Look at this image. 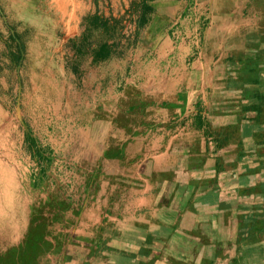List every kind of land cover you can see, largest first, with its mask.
<instances>
[{
  "label": "rangeland",
  "instance_id": "374dc122",
  "mask_svg": "<svg viewBox=\"0 0 264 264\" xmlns=\"http://www.w3.org/2000/svg\"><path fill=\"white\" fill-rule=\"evenodd\" d=\"M59 1L62 0H0V264H68L69 257L64 259V254L62 255L63 248L66 247L65 239L77 227L85 208L97 203L102 192L101 186L105 182V195L100 199L106 198L107 206H101L98 214L103 223H97L93 228L95 237L89 240L92 247L82 264H91L92 260L107 255L104 247L106 227L110 231L114 227L107 217L117 216L113 207L125 201L129 186L122 179L117 182L104 179L105 173L101 165L103 160L113 162L104 156L106 153L122 147L123 159L118 163L120 166L117 169L121 166L128 171L139 168L145 162L148 153L146 146L153 135L163 137L165 143L171 135L186 137L187 128L193 132V136H188V139L193 142L192 147L198 150L196 153L200 156L210 154L205 153L202 148L205 135L196 129L195 118H192L191 113L188 119L181 118L178 108L166 110L154 101L141 100V96L153 97V85L161 73L157 66L159 55L139 56L137 52L133 55L130 51L141 48L143 52L153 53L154 50L156 53L164 42L160 30L155 29L157 27L139 28L133 23L125 24L126 37L122 40L120 53L114 56L115 62L91 67L87 60L81 65L83 73L77 75L68 62L73 52L66 42L68 35L65 28L68 25L75 26V33H82L83 20L98 11L105 16L107 6H95L94 0H91V4L90 0H84L85 6L73 17L74 7H66L59 4ZM99 2L102 4L104 0H95V3ZM119 10L121 12L120 8ZM13 32L19 36L24 46L22 60L17 66L12 64L8 49L9 45L15 51L10 41ZM234 41L237 43L235 47H242L239 48L241 54L232 56L230 51H224L222 60H219L221 63L213 61L207 72L213 76V92L217 96L210 101L205 99L206 105L204 101L199 104L200 110L204 111L206 129L211 140L220 134H231L232 143L241 137L239 130L244 125V122L242 126L237 123L242 113L240 100H247L249 94L256 90L264 94V40L241 38ZM146 57L147 62H154L143 68L140 64ZM196 57L191 56L188 62L191 63ZM227 57L235 58L227 62ZM256 60H260V65L254 66ZM256 80L258 83H254ZM181 90L187 96L186 88ZM207 92L211 93V88H204L198 97L206 98ZM134 95L139 100H130L125 112L117 114L113 124L99 133L97 130L102 111L117 101L120 102L121 97L132 98ZM192 106L195 107L192 104L188 112L194 110ZM165 110L169 113L168 116L157 121L159 117L155 113H165ZM257 112H254L256 121ZM131 114L139 117V122L134 127H129L127 119H124L125 115ZM250 125L254 126L256 133L260 131L261 136L258 137L264 141V121ZM117 128L122 129L125 135L117 136ZM29 131L31 138L53 158L46 167L44 179L37 185L33 183V179L38 176L39 168L26 142ZM82 138H87L85 145ZM136 139L143 140L142 146L127 155L128 146ZM254 140V137H247L242 146L249 150L254 146ZM172 152L169 151L171 154ZM237 152L233 153L228 149L225 153L220 152V156H236ZM247 153L248 159L254 158L251 153ZM97 155L101 158L89 171V162L95 161ZM184 157L183 153L178 154L173 159L174 166H180L181 161H186ZM188 162L191 164L187 173L189 179L200 181L204 176L203 184L194 193L197 195L189 203L198 207L197 215L203 220L209 217L211 228L218 227L220 237L226 238L227 242L234 229L236 214L241 213L240 208L247 213L246 210L255 205V200L264 201L260 196L261 193L264 194V184H259L264 183V168H259L260 172L254 175L252 170L258 169L257 162H216L206 157ZM221 163H225L227 167H223ZM244 164L250 165V168ZM108 170L115 172V169ZM163 175L164 178L169 177L168 170ZM220 180L225 183L221 182L219 186ZM246 188L255 190L256 195L240 196V192H244ZM204 189H220V192L215 200H211L208 199L209 191L203 192ZM170 193L174 196L177 192L172 190ZM173 200L176 201L179 213L188 207L180 204V195ZM170 201L164 200L163 204H170V209L176 210ZM222 202L224 208L221 206ZM218 210L220 220L217 221L213 215ZM252 219L249 220L248 217L242 222V226L247 228L239 232L242 237L235 241L237 251L229 264H264V218H258L257 228L252 226ZM33 220L41 227L43 242H38L40 246H35L36 248L20 249L19 245ZM198 224L197 229L201 227ZM236 231L235 228V235ZM201 234L203 237L207 235L209 240L208 233L203 231ZM202 248L204 247H197V250H201L195 253L197 258H203L202 264H220L227 259V253H222L220 249L212 254L213 260H206L207 254ZM36 252L38 255H34ZM113 252L108 250V254ZM153 262L147 259L146 264Z\"/></svg>",
  "mask_w": 264,
  "mask_h": 264
},
{
  "label": "crops",
  "instance_id": "0c3cea01",
  "mask_svg": "<svg viewBox=\"0 0 264 264\" xmlns=\"http://www.w3.org/2000/svg\"><path fill=\"white\" fill-rule=\"evenodd\" d=\"M143 3L144 0H104V3L101 4V2L95 3L94 0L93 5L95 6L106 5L107 13L102 16L100 15L101 12L98 11L91 15L97 14L104 19L121 20L124 26L128 23L135 24L139 18V14L135 9ZM59 4L66 7L73 6L74 14L72 16L76 17V13H80L81 8L86 3L84 0H62L59 1ZM89 4H91V0ZM148 5L153 8V13L149 15V24L147 26L148 28L157 27L155 29L160 30L164 42L157 48L156 53L154 50L153 53L143 52L141 48L130 51L131 54L134 53L133 55L137 52L139 56H147L148 54L159 55V64L157 66L161 73L153 85V97L145 95L141 96V100L154 101L166 110L178 108L180 110L179 113L181 112V118L188 119L191 113L192 118L201 115L202 119H205L204 111L198 114L197 108L199 104L204 101L206 105L205 99L210 101L214 96H217L213 92V76L207 71H210L213 61L216 60L215 63H221L219 60H222L224 51H230L232 56L241 54L242 47H235L237 43L234 40L241 38L264 40V0H153L149 1ZM71 20L72 18L69 21ZM75 30V26L68 25L65 28L68 35L66 42L81 34L80 32L77 35ZM191 56L197 57L190 63L188 61ZM234 58L227 57L226 59L229 62V60H234ZM147 59L148 57L140 64L143 65V68L154 62V60L147 62ZM114 62V57L107 61L108 65ZM259 62L260 60H256L254 66L260 65ZM184 87L186 88L187 96L181 93V88ZM208 87L211 88V93L208 94L207 92L206 98H199L198 94H202L204 88ZM137 95L132 98L121 97L120 102L117 101L116 104H112L102 111L97 131L101 133L100 130L108 129L111 123L113 124L117 114H123L126 108L129 107L128 103L130 100H139L136 97ZM240 102H242V106H250L251 103H254L253 100L251 102L249 100H240ZM192 104L195 105V107L192 106L194 110H191V108V111L188 112V108ZM166 105H173L174 107H167ZM210 109L213 111L212 108ZM166 110L164 111L165 113H155L159 117L157 121L168 116L169 113ZM181 110H184V112ZM243 113L244 111L242 110L237 121L239 125L244 122V125H241V130H239L241 137L234 143L231 142V134H228L229 139L225 140L224 144H217L215 139L211 140V137H209L210 133L206 128H196L205 135L202 148L205 153H210L206 156H200V154L196 153L198 150L192 147L193 142L188 139V136L190 138L193 136V132L191 129L185 128L186 137L179 138L171 135L172 137L165 143H163V137L153 135L152 140L146 146L148 153L145 156V162L141 163L139 168H132L128 171L121 166L117 169V166H120L118 163L121 162L123 157L122 159H108L113 162L103 160L101 165L103 173H105L104 179L113 182L122 179L123 182H127L129 189L125 201L113 207L114 212H117V216L112 218L106 216L114 226L112 231L109 230V227H106L104 247L107 255L92 260L91 264H146L147 259L149 261L151 259V263L154 261L153 264L155 261L156 264H202L203 258H197V254H195L201 250H197V247L200 246L204 247L202 248L204 252L206 251V260H211L212 254L220 249L222 253L226 252V261L219 263L227 264L237 251L235 243L236 227L233 225L234 229L231 232V237L226 242V238L220 237L217 231L218 227L211 228L212 225L208 216L203 220L200 215H197L198 207L193 203L190 205L189 202L194 199V195H197V193H194L196 189H199L198 186L203 184L204 176L201 177L200 181L189 179L187 173L191 164L188 160L193 161L206 157L216 162H239V160L242 162H264V153H259V151H264V141L258 137L261 136L260 131L256 133L254 126L250 125V123L255 124L254 117L256 113L250 111ZM124 119H127L129 127H134L139 122V117L136 114L125 115ZM116 135L122 137L125 132L117 128ZM247 137L255 138L253 142L254 148L250 147L249 150L242 146L244 139ZM82 139H84V144L87 138ZM141 141L143 140L136 139L134 143L130 144L127 148V155H131L138 150L142 146ZM228 149H231L233 153L237 150L236 156L232 154V157L229 154V156L226 155L222 158L220 152L225 153ZM169 151H173L172 154ZM157 152L160 153L158 154ZM247 152L251 153L254 158L248 159ZM181 153L184 154L186 161H181L180 166H174L175 162H173V159H176L177 155ZM99 158H101L100 155H97L95 161L89 162V171L96 166ZM221 165L225 168L227 167L225 163H221ZM108 169H115V172ZM167 170L169 177L164 178L163 173ZM221 182V180L218 182L219 186L225 183ZM106 186L107 182L101 186L102 192H100L97 203L85 208L80 221L77 223V227H74L65 239L66 247L63 248L62 255L64 254V259L69 257L68 264H82L87 258L90 247H92L89 244V240L95 237L93 228L97 223L100 225L103 223L99 220L98 214L101 206H107V199H100L105 195ZM172 190L173 192L176 190V195L173 196L170 193ZM219 190L204 189L203 192L209 191L207 192V194L209 193L208 199L215 200L218 197ZM178 195L181 198V205H185L186 201L189 203L182 213L178 212L180 210L177 209L176 201L173 200ZM164 200H169L172 206L174 204V207H176L174 209L176 210L170 209V204H163ZM165 206L169 207L166 208ZM221 206L224 208L223 202ZM118 209H120V212ZM217 212L213 217L217 218L218 221L220 220V213L219 210ZM67 216L70 215L67 214ZM199 221L201 223L198 224ZM197 224L201 225L199 229L196 227ZM203 231L208 233L209 240L207 235L206 237L202 236L201 233ZM108 250H113L114 252L108 254Z\"/></svg>",
  "mask_w": 264,
  "mask_h": 264
},
{
  "label": "trees",
  "instance_id": "16d2710c",
  "mask_svg": "<svg viewBox=\"0 0 264 264\" xmlns=\"http://www.w3.org/2000/svg\"><path fill=\"white\" fill-rule=\"evenodd\" d=\"M149 1L151 2L153 0H144V3L140 7H137L135 9V11L138 12L139 14V18L137 22H135V25H137L139 28H144L149 24V15L153 13V8L148 5ZM124 29H125V26L124 24H122L121 20L104 19L97 14L88 15L83 20L82 33L78 37L69 39L67 42L68 47L73 52L71 59L68 60L73 72L77 75L82 74L84 69L82 68L81 65L87 60L89 61V65L91 67H97L109 61L111 58H113L117 54H119L120 49L123 46L122 40H124V38L126 37L124 34ZM10 41L15 47V51H13L12 48L8 45V49L10 50L9 57H10L12 64L17 66L19 65V62L22 60L23 53H24V46L19 36H17L16 33L14 32L11 33L10 35ZM254 83H258L257 80L254 81ZM247 100H249V102L253 100L254 103H251L250 106L248 105L242 106L241 109L244 111V113L249 112V111L250 112L258 111L257 121L255 120V122L257 123L263 122L264 121L263 119L264 118V94L260 92L259 90H256L249 94V98ZM258 103L260 104V106ZM166 106L174 107L173 105H166ZM197 110L199 114V112H201L200 106L197 108ZM206 126L207 125H206L205 119H202L201 115L200 116L197 115L195 117V127L197 129H204L206 128ZM228 139H229L228 135L220 134V135H217L215 142H217V144H224L226 142L225 140H228ZM26 142L30 148L31 155L36 161L37 166L39 168L38 176H35V178L33 179V183L37 185L41 183L42 180L44 179L46 167L49 166V164H51V162L53 161V158L50 153H48L44 148L38 145L35 139L31 138L30 131L26 135ZM123 154H124V149L121 147L112 153L110 152L106 153L104 156L108 159H122ZM257 163H258V169L252 170L254 172V175L260 172L259 168H264L263 162H257ZM247 165L244 164V166H246L247 168H250V165L249 166ZM259 184L263 185L264 183L261 182ZM254 193H255V190H253L252 188H246L244 192L242 193L240 192V196L250 197ZM261 194L262 195L260 196L264 200V194L263 193ZM257 196L259 197L258 193H257ZM186 204H187V201L185 202L184 206H187ZM240 210H241V213L236 214V218H235L236 220L234 222V225H236V230H237L236 231V234H237L236 241L237 239L241 240L242 236L239 235V232H243L242 229L245 227L247 228V226L245 227L242 226V222L247 220L248 217H249V220L253 218L252 226H254V228H257L256 224L258 222V218L259 219L261 217L264 218V201L259 202L258 200H255V205L252 207H249V210H246L247 213L243 212V208L242 209L240 208ZM250 210H252V212H250ZM36 222H37L36 220H33L30 223L26 231V234L23 238V241L19 245L20 249L25 250L28 248H33L35 246L37 247L40 246L38 242H40L42 239L41 227ZM42 242L43 240L41 241V243ZM34 255H38V253L36 252ZM216 257H217V254H215V258ZM233 258L234 256L231 259ZM211 260H213V257L211 258Z\"/></svg>",
  "mask_w": 264,
  "mask_h": 264
},
{
  "label": "water",
  "instance_id": "95a60500",
  "mask_svg": "<svg viewBox=\"0 0 264 264\" xmlns=\"http://www.w3.org/2000/svg\"><path fill=\"white\" fill-rule=\"evenodd\" d=\"M18 100H19V97H18Z\"/></svg>",
  "mask_w": 264,
  "mask_h": 264
}]
</instances>
